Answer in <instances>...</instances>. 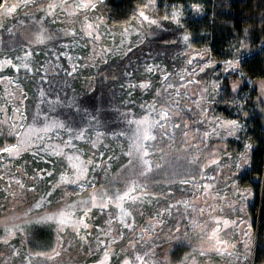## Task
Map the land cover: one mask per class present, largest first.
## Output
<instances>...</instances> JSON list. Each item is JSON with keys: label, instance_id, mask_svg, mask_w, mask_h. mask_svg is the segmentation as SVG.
<instances>
[{"label": "rangeland", "instance_id": "1", "mask_svg": "<svg viewBox=\"0 0 264 264\" xmlns=\"http://www.w3.org/2000/svg\"><path fill=\"white\" fill-rule=\"evenodd\" d=\"M186 10L191 16L201 14L197 5L158 7L156 0H143L122 19L112 17L101 0L1 1L0 264H110L121 228L132 225L125 202L147 183L158 184L161 192L172 190L171 185L189 192L163 206L181 234L194 231L189 236L197 239L192 256L180 264H199L201 256L204 264H252L254 218L247 208L253 194L231 179V172L249 169L245 125L217 109L240 106L219 99V76L238 72L237 57L211 60L208 49L191 46L186 33L164 43L178 42L172 54L146 52L133 65L136 78L122 85L127 96L138 91L147 101H135L132 114L120 113L119 129L113 132L98 128L86 138L75 136L84 149L73 144L70 133L62 136L63 117L50 116V105L43 108L30 92L40 83L39 71H61L58 55L66 57L68 79L88 91L95 80L118 81L119 70L106 72L103 67L157 31L181 26ZM233 121L238 125L234 132L227 126ZM227 139L244 145L236 157L225 152ZM43 143L57 147L54 155L67 147V185L42 209L40 174L32 157ZM98 170L102 183L96 185ZM203 176L208 180L200 181ZM89 211H96L99 223L85 220ZM61 214L66 222H61ZM40 226L54 232L49 247L29 242L32 230ZM146 254L144 248L143 254L128 255L121 264H149Z\"/></svg>", "mask_w": 264, "mask_h": 264}, {"label": "trees", "instance_id": "2", "mask_svg": "<svg viewBox=\"0 0 264 264\" xmlns=\"http://www.w3.org/2000/svg\"><path fill=\"white\" fill-rule=\"evenodd\" d=\"M142 1L101 0V3L107 6L112 17L122 19ZM156 3L158 7L162 4H177L184 8L197 5L201 14L191 16L188 15L189 10H186L187 17L181 26L169 25L157 31L148 41L131 49L120 60L105 65L103 69L106 72L115 69L120 71L118 81L105 84L95 80L96 85L88 91L73 78L68 79L71 72L64 63L66 57L58 55V60L62 62L61 71L53 74L39 71L36 78L40 83L33 85L34 90L30 92L43 108L50 105V116L63 117L65 133L62 132V136L70 133V136L73 135V139H70L73 144L84 149L85 145L80 144L82 141L75 139V136L80 134L86 138L87 133L98 128L113 132L119 129L120 113L132 114L135 101L141 104L147 101L146 95L143 94V98L138 91L127 96V90L122 85L124 80L136 78L133 65L136 60L141 61L146 52L172 54L178 48V42L177 45L164 43L172 42L177 35L180 38V35L186 33L190 36L191 46L208 49V58L211 60L224 61L237 57L238 72L219 76V99L223 102L234 100L240 106L229 107L224 104L217 109L225 117L235 118L245 125L242 135L247 143L249 169L231 172V179H237L239 185L248 187L253 194L247 208L254 218L251 259L252 264H261L264 261V0H156ZM158 11L161 10L158 8ZM223 142L225 152L230 153L232 158L244 149L242 143L233 139ZM48 145L41 144L39 151L34 153L35 157H32L34 170L40 174L38 182L42 209L58 198L59 192L67 185L61 179L66 176L64 171L67 165L63 161V154L67 147L64 149L63 146L61 153L56 149L54 155L55 146L52 143ZM94 174L97 178L95 184L102 183L101 172L98 170ZM199 180L205 181L208 178L203 176ZM170 187L172 190L161 192L158 184L154 187L149 183L143 184L137 188L140 190L138 195L133 194V199H127L124 206L126 212L130 213L132 225L121 228L123 234L111 250L110 264H121L128 255L143 254L144 248L147 249L144 258L149 264H180L182 259L186 261L192 256V242L197 239L189 235L194 231L181 234L163 208L168 201L186 197L189 192L185 188L178 190L177 185ZM98 219L100 216L96 211H89L85 217V220L92 223H99ZM53 233L49 226L35 227L30 233L29 242L33 240L39 247H49ZM197 260L199 264L206 261L203 256L197 257Z\"/></svg>", "mask_w": 264, "mask_h": 264}, {"label": "snow or ice", "instance_id": "3", "mask_svg": "<svg viewBox=\"0 0 264 264\" xmlns=\"http://www.w3.org/2000/svg\"><path fill=\"white\" fill-rule=\"evenodd\" d=\"M12 10H14V9H9V11H12ZM141 15L143 16V13H141ZM176 15H178V14H176V13H173V16L175 17ZM145 19H147V17H144ZM152 23H155L154 21H152ZM184 39L185 40H187L188 39V37L187 36H185L184 37ZM191 62V61H190ZM231 67H235V65H230ZM149 71H151V69H149ZM146 86V85H145ZM166 116H167V114L165 113L164 115H162L161 116V119H164V118H166ZM228 127H231L232 129H233V132L235 131V129L238 127V125H236L235 124V122L233 121V122H231L229 125H227ZM47 130V129H46ZM230 134H232V133H230ZM145 140H147V139H149L150 137L147 135V129H145V134H144V137H143ZM145 155H147V153L145 152L144 153ZM80 171H83V169H80ZM62 180H66L67 178L66 177H62L61 178ZM74 182V181H73ZM67 221V217L64 215V214H61V222H66ZM215 232L212 234V237H210V239H213V238H215ZM106 258H107V254H106Z\"/></svg>", "mask_w": 264, "mask_h": 264}]
</instances>
